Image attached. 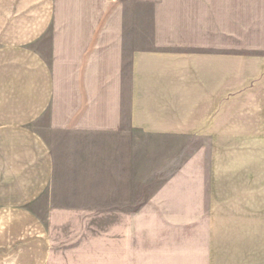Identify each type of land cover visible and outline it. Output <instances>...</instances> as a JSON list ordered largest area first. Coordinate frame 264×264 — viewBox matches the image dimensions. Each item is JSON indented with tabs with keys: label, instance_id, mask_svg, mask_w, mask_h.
Masks as SVG:
<instances>
[{
	"label": "crops",
	"instance_id": "1",
	"mask_svg": "<svg viewBox=\"0 0 264 264\" xmlns=\"http://www.w3.org/2000/svg\"><path fill=\"white\" fill-rule=\"evenodd\" d=\"M0 264H264V0H0Z\"/></svg>",
	"mask_w": 264,
	"mask_h": 264
},
{
	"label": "rangeland",
	"instance_id": "2",
	"mask_svg": "<svg viewBox=\"0 0 264 264\" xmlns=\"http://www.w3.org/2000/svg\"><path fill=\"white\" fill-rule=\"evenodd\" d=\"M189 145H191V143H186V146H189Z\"/></svg>",
	"mask_w": 264,
	"mask_h": 264
}]
</instances>
